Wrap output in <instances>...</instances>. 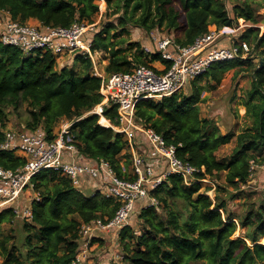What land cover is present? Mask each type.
Returning <instances> with one entry per match:
<instances>
[{
    "label": "trees",
    "instance_id": "16d2710c",
    "mask_svg": "<svg viewBox=\"0 0 264 264\" xmlns=\"http://www.w3.org/2000/svg\"><path fill=\"white\" fill-rule=\"evenodd\" d=\"M107 20L91 35L90 49L102 53L103 72H130L136 65L154 70V61L169 63L158 53L144 52L131 41L129 26L148 33L166 31L180 45H189L211 29L237 26L239 19L250 26L239 36L221 42L245 41L250 52L245 58L213 63L183 90L158 99L140 100L135 117L177 145V156L203 167L199 178L213 182L224 173L226 187L239 189L248 179L250 160L264 161V0H234L230 13L225 0H104ZM99 0H0V10L13 20L37 21L53 27H67L73 21L93 23L99 13ZM114 16V20L109 19ZM229 29V28H225ZM230 30V29H229ZM78 61L75 64V61ZM261 62V64H260ZM57 65H59L57 67ZM229 69L251 73V84L243 100L251 124L239 133H222L213 118L200 116L202 91L219 84ZM88 56L71 54L59 63L50 52L23 54L19 49L0 45V142L10 112L23 105L27 117L23 129L40 128L47 139L55 137L61 121L71 122L69 131L76 152L83 160H104L118 177L134 179L131 153L123 133L99 123V115L89 113L101 103V79L91 73ZM188 84V85H189ZM102 116L118 125L116 106H103ZM105 120V121H106ZM105 123V122H104ZM232 139L228 156L217 152ZM25 158L0 150V166L21 167ZM30 182L39 194L30 203L31 220L22 221L21 240L11 230V208L0 210V264H70L78 248V227L83 222L111 218L119 203L99 190L87 193L75 187L63 174L42 169ZM210 184L196 180L191 186L181 177L169 175L151 194L154 207L137 210V228L130 224L118 234L123 264H264V191L239 217L226 209L216 185L213 199L204 191ZM242 195L232 194L231 198ZM133 216V215H132ZM131 216V217H132ZM237 229L242 237L233 238Z\"/></svg>",
    "mask_w": 264,
    "mask_h": 264
},
{
    "label": "built area",
    "instance_id": "2783aa9c",
    "mask_svg": "<svg viewBox=\"0 0 264 264\" xmlns=\"http://www.w3.org/2000/svg\"><path fill=\"white\" fill-rule=\"evenodd\" d=\"M103 10L105 8L100 7L99 13L102 14ZM95 29L94 22L73 21L67 27L43 25L33 20L22 23L0 10V45L15 47L25 55L42 51L56 57L74 53L90 58L91 73L101 79L103 100L89 113L99 115L101 125L123 133L131 153V173L135 178L125 179L118 177L104 160L86 161L78 155L69 131V121L64 122L50 140L40 128L3 130L0 150L25 158L24 164L14 170L0 166V210L11 208L14 220H31L30 203L32 199H38L39 194L33 192L30 198L24 194L27 189L32 191L30 179L42 169L59 172L75 187L87 193L99 190L119 203L111 218H95L79 225L78 248L70 264H83L87 260L90 242L99 237V233L113 232L118 236L135 211L156 206L158 201L151 191L169 175L181 177L187 186L196 180L210 184L211 188L204 193L214 198V182L206 177H197L204 168L179 158L177 145L166 142L162 135L135 117V106L140 100L158 99L182 90L215 62L242 59L250 52L245 41L221 45L222 41L232 39L230 36L225 38L221 30L211 29L189 45H180L171 35H160L152 30L147 34L149 44L141 46L146 53H158L161 60L169 63L168 67L162 62V67L157 70L147 65H136L130 72L106 75L97 67L96 53L90 49V33ZM108 104L116 106L118 125L105 122L102 116L103 106ZM248 184L264 191V161H249L248 179L241 186ZM117 258L122 260L121 250Z\"/></svg>",
    "mask_w": 264,
    "mask_h": 264
},
{
    "label": "rangeland",
    "instance_id": "374dc122",
    "mask_svg": "<svg viewBox=\"0 0 264 264\" xmlns=\"http://www.w3.org/2000/svg\"><path fill=\"white\" fill-rule=\"evenodd\" d=\"M234 0H225L227 10L230 13L232 4ZM99 8H105V2L99 0ZM260 13H264V9L260 10ZM109 19H115L114 16ZM107 20V15H105V10L102 14L98 13L95 17L94 23L96 24V29L99 30V26ZM250 26L248 22H244L239 19L237 26L223 27L221 29L225 38L227 36L239 38L240 34ZM260 32L264 30L263 25L258 24ZM229 28V29H225ZM129 37L131 41H138L143 44L146 40L147 33L142 29L137 27L129 26ZM162 35H168L166 31L160 32ZM171 35V34H170ZM103 54H96L95 62L97 67L103 71V66L106 63L103 60ZM71 54L60 55L57 57L59 63L69 61ZM77 60L75 64H77ZM104 63V64H103ZM59 65H57L58 67ZM251 84V73L247 71L235 72V69L227 70L219 84L209 85L208 89L202 91L201 97H205V100L199 103V113L200 116H207L213 118L219 126L222 133L232 132L234 134L239 133L245 127H249L251 124V119L249 115L245 113V106L243 105V100ZM185 93L189 92L190 84L186 85L183 89ZM27 117L25 105H23L17 112H10L8 116V122L6 123V128H11L14 130L23 129V122ZM100 121V119H99ZM66 121H61L58 124L59 127ZM106 122V121H105ZM111 127V126H110ZM235 145L234 139L219 149L217 152L218 156H228L233 146ZM214 179V185H220L225 187V191H220L218 195L225 200L227 211L231 212L234 217H239L245 213L247 207L251 203H256L262 197L263 191L260 188L254 187V185L248 184L244 187L240 186L239 189H233L232 187H226L224 183V173H219ZM93 181H91L92 183ZM87 192V191H86ZM242 192V195L235 198H231L232 194H237ZM31 189L25 190L24 196L32 197ZM216 193V191H215ZM137 211L130 218L129 224L137 228ZM22 221L14 220L11 225H4V230H11L14 234L15 240H21L23 234L21 231ZM243 230L237 229L233 238L242 237ZM264 242V238L260 239ZM120 244L118 243V236L113 232L99 233V237L93 238L90 242L89 249L87 251V260L83 264H120V258H117V254L120 251ZM1 261V260H0Z\"/></svg>",
    "mask_w": 264,
    "mask_h": 264
},
{
    "label": "crops",
    "instance_id": "0c3cea01",
    "mask_svg": "<svg viewBox=\"0 0 264 264\" xmlns=\"http://www.w3.org/2000/svg\"><path fill=\"white\" fill-rule=\"evenodd\" d=\"M148 34V33H147ZM147 44H149V39H148V37L146 36V40H145V42H143V44H141V45H147ZM104 64V63H103ZM153 66L155 67V68H157V69H160L161 67H162V63L160 62V61H154L153 62ZM104 120H106V119H104ZM121 264H123V263H121Z\"/></svg>",
    "mask_w": 264,
    "mask_h": 264
},
{
    "label": "water",
    "instance_id": "95a60500",
    "mask_svg": "<svg viewBox=\"0 0 264 264\" xmlns=\"http://www.w3.org/2000/svg\"><path fill=\"white\" fill-rule=\"evenodd\" d=\"M260 64H261V62H260Z\"/></svg>",
    "mask_w": 264,
    "mask_h": 264
}]
</instances>
